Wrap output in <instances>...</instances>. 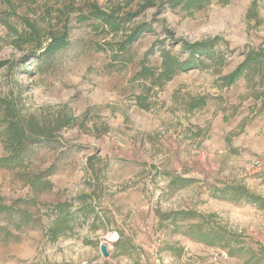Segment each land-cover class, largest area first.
<instances>
[{
  "label": "rangeland",
  "instance_id": "1",
  "mask_svg": "<svg viewBox=\"0 0 264 264\" xmlns=\"http://www.w3.org/2000/svg\"><path fill=\"white\" fill-rule=\"evenodd\" d=\"M11 2L14 19L42 18L45 27L63 20L71 5ZM135 11L132 6L124 14ZM158 11L147 9L127 25L126 34L142 24L152 31L116 62L109 51L97 49L111 38L75 24L71 16L72 45L43 72L19 64L25 51L11 46L13 37L0 27V98L56 139L28 150L30 171L47 175L52 187L36 197L30 209L34 223L15 229L0 217V227L9 232L0 233V264H244L248 249L264 264V205L212 198L206 190L219 182L235 184L264 201V108L242 80L220 89L221 77L236 69L243 52L264 49V0L212 3L192 16L179 9ZM215 37L228 54L220 72H180L159 88L137 78L143 66L159 67L161 49L178 52L180 46L172 43ZM167 173L193 182L175 188ZM16 175L0 170L4 204L32 196ZM81 195L91 197L93 213L77 217L70 230L50 241L53 215L41 203L67 202L75 213ZM178 211L199 213L202 225L236 235L244 251L230 257L186 237L185 225L193 221L173 229L163 218ZM101 244L107 258L99 252Z\"/></svg>",
  "mask_w": 264,
  "mask_h": 264
},
{
  "label": "trees",
  "instance_id": "2",
  "mask_svg": "<svg viewBox=\"0 0 264 264\" xmlns=\"http://www.w3.org/2000/svg\"><path fill=\"white\" fill-rule=\"evenodd\" d=\"M2 1L5 10L0 13V27L13 37L10 42L11 46L19 51H25L19 64L23 68H30L31 71L43 72L51 66L56 56L70 49L72 45L69 38L71 16L75 24H85L92 32L101 34L105 38H111V42L106 41L103 45H98L97 49L109 51L112 61L116 62L143 34L152 31L151 27L142 24L128 34L124 33L127 25L141 12L151 8H157L161 12L162 9L169 8L179 9L183 14L192 16L212 3L225 6L230 0H64L71 2L64 19L58 18L57 23L46 27L42 25V18L34 21L20 18L17 21V18L14 19L16 13L11 0ZM75 4H77L76 7H74ZM132 6L136 7V11L124 14V11ZM254 6L255 2L252 3L251 8ZM120 36L124 38L118 40ZM174 44L180 46L178 52H174L171 48L161 49L159 67L151 70L143 66L137 78L149 81L151 86L159 88L180 72L209 69L218 73L228 65L227 51L221 49L225 45L219 44L217 37L193 43L179 40L171 45ZM241 55L243 60L236 69L221 77L220 89L231 87L242 80L245 88L251 92L252 98L260 101L261 108H264V49L249 48ZM55 140L51 133L37 129L34 121L25 117L12 102L0 98V145L4 151V155L0 157V170L15 172L17 178L32 195L26 199L11 201L8 205L4 204L0 198V217L4 218L5 225H13L15 229H18V225H28L36 221L34 220L35 214L30 209L37 206L36 197L49 192L52 185L45 181L47 175L33 174L30 171L26 157L31 146H49L54 144ZM167 175L170 177L169 185L175 188H184L193 182V179L174 177L168 173ZM206 190L212 198L232 203L264 205L261 197L249 193L245 187L240 185L219 182L218 185H206ZM89 199H91L89 195L78 196L76 200L81 203V206L75 213L71 212V205L67 202L41 203L40 207L45 210V213L53 215L47 230L50 241L56 240L57 237L70 230L68 225L77 217L87 219L89 213H93L87 203ZM163 218L171 221L173 229L177 228V223L193 221L194 223L185 225L183 235L197 243L224 250L230 257L239 256L244 251L236 235L226 234V232L223 233L224 230L220 231L202 225L203 216L199 213L178 211L168 213ZM91 219L97 218L93 215ZM0 233H4L5 236L9 235V232L2 227H0ZM246 254L244 264H257L258 261L254 259L253 251L248 249Z\"/></svg>",
  "mask_w": 264,
  "mask_h": 264
},
{
  "label": "water",
  "instance_id": "3",
  "mask_svg": "<svg viewBox=\"0 0 264 264\" xmlns=\"http://www.w3.org/2000/svg\"><path fill=\"white\" fill-rule=\"evenodd\" d=\"M99 252L103 258H107L110 255L105 244L99 246Z\"/></svg>",
  "mask_w": 264,
  "mask_h": 264
}]
</instances>
